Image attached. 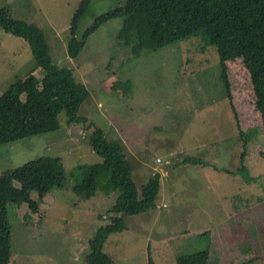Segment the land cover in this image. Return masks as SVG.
<instances>
[{"label": "rangeland", "instance_id": "1", "mask_svg": "<svg viewBox=\"0 0 264 264\" xmlns=\"http://www.w3.org/2000/svg\"><path fill=\"white\" fill-rule=\"evenodd\" d=\"M80 1L0 0L12 18L40 27L52 61L70 68L90 93L79 108L87 122L68 124L61 112L58 129L0 144V175L40 157L59 158L65 175L63 187L41 200L30 193L35 213L8 205L7 264H84L87 239L106 222L117 194L96 190L81 200L72 191L79 166L101 161L90 145L94 127L122 143L139 190L152 174L160 176L154 205L124 215L125 228L103 242L112 264H148V258L176 264L178 256L203 250L207 264H264V131L243 60L226 61L227 92L212 45L193 36L134 55L117 37L121 17L99 25L71 58L69 28ZM124 2L91 0L76 36ZM30 73L41 76L29 45L0 27V94ZM187 157L207 164H182Z\"/></svg>", "mask_w": 264, "mask_h": 264}, {"label": "trees", "instance_id": "2", "mask_svg": "<svg viewBox=\"0 0 264 264\" xmlns=\"http://www.w3.org/2000/svg\"><path fill=\"white\" fill-rule=\"evenodd\" d=\"M91 0H81L69 28L67 54L75 58L83 48L86 37L110 18L121 17L117 37L129 44L130 52L140 55L144 49L154 50L173 41L197 36L203 44L212 45L222 66L220 80L228 92L226 61L241 58L250 74L264 131V0H125L120 6L95 17L81 38L76 36L80 19ZM0 27L4 32L24 39L30 47L37 68L23 79H16L0 94V144L59 128L58 115L65 113L68 124H81L87 118L79 114L81 104L90 93L75 78L67 66L52 61L45 34L40 27L12 18L6 6L0 7ZM92 125V123H91ZM245 139V134L240 132ZM92 151L99 163L79 166L73 193L81 200L117 191L108 209L106 222L99 224L87 239L84 264H112L102 250L108 234L125 228L123 216L136 215L154 205L159 192V174L154 173L137 188L131 177V165L126 160L122 143L107 140L98 127L90 135ZM239 154L241 170L245 171V149ZM182 164L204 165L201 158L187 157ZM65 180L59 158L40 157L0 175V264H7L11 254V223L8 205L25 204L35 213L37 201L30 199L34 192L41 200L51 190L62 188ZM17 182L19 187L14 183ZM207 250L176 258V264H207ZM148 264H153L148 258ZM251 264V260L241 263Z\"/></svg>", "mask_w": 264, "mask_h": 264}, {"label": "built area", "instance_id": "3", "mask_svg": "<svg viewBox=\"0 0 264 264\" xmlns=\"http://www.w3.org/2000/svg\"><path fill=\"white\" fill-rule=\"evenodd\" d=\"M156 161L159 162V159H157Z\"/></svg>", "mask_w": 264, "mask_h": 264}]
</instances>
